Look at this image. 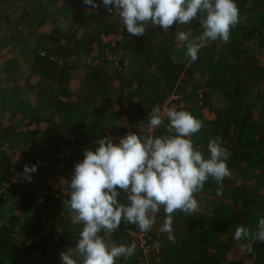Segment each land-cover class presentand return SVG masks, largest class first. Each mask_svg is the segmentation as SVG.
Here are the masks:
<instances>
[{"label":"trees","instance_id":"16d2710c","mask_svg":"<svg viewBox=\"0 0 264 264\" xmlns=\"http://www.w3.org/2000/svg\"><path fill=\"white\" fill-rule=\"evenodd\" d=\"M94 2L95 9L83 0H0V53L15 49L33 78L18 85L20 60H0L3 85L9 89L0 98V128L3 112L10 114L0 132V141L8 144L6 151L0 144V264H61L60 254L75 247L83 227L72 223L67 201L74 167L84 151H95L96 142L106 136L119 140L129 125L132 133H146L150 110L173 90L180 96L178 110L203 122L191 139L206 158L208 142L222 138V147L231 153V177L223 181L220 197L214 180L205 183L196 195L195 215L175 214V243L159 232L161 209L146 233L149 243L159 247L160 264H264V243H255L249 253L241 250L247 240L232 238L239 226L256 231L264 218V93L259 112L251 113L248 105L252 89L264 82V0H235L241 23L231 30L229 41H211L195 62L183 63L171 58L184 57L186 51L176 45L177 34L188 27L199 34L198 19L174 24L168 32L149 27L144 36L135 37L102 0ZM10 6L17 12L13 20ZM62 19L65 27L59 26ZM49 23L52 28L46 33L42 29ZM109 36L115 41L105 42ZM252 43L258 52L249 51ZM131 64L133 76L127 77ZM151 70L154 76L146 78ZM196 73L202 74L203 84L193 80ZM134 84L140 88L133 91ZM143 86L145 92L138 97ZM199 90L204 91L200 97ZM24 91L34 94L32 103ZM204 109L214 114L212 120L205 118ZM163 131L161 127L155 134ZM13 150L23 157L17 166L21 170L37 166L32 183H13ZM56 181H61L57 190L52 188ZM119 199L127 203L123 191ZM140 232L122 222L110 243L131 245ZM134 258L132 254L116 264H137Z\"/></svg>","mask_w":264,"mask_h":264},{"label":"clouds","instance_id":"9594fccd","mask_svg":"<svg viewBox=\"0 0 264 264\" xmlns=\"http://www.w3.org/2000/svg\"><path fill=\"white\" fill-rule=\"evenodd\" d=\"M83 2L93 9L97 7L94 0ZM102 6L109 13L114 11L126 31L135 37L144 36L149 27L159 26L168 32L174 24L190 25L198 19L202 29L199 34H194L191 27L178 32L177 40L186 51L184 57L173 55L174 63L185 59L195 62L199 51L211 41L227 43L231 30L241 23L235 0H102ZM154 74L151 70L146 78ZM138 88L134 84L132 90ZM203 126L186 110L172 106L162 111L155 106L149 112L147 133H129L119 143L106 136L96 142L95 151L86 149L84 159L74 167L67 201L72 223L83 227L75 247L60 254L61 264H116L132 254L137 263L135 243L116 245L110 243L112 236L122 222L136 225L142 233L151 231L161 209L164 220L159 232L175 243V214L195 215L199 209L196 195L203 191L205 183L210 178L214 180L220 197L223 181L231 177L227 165L231 153L222 147L220 136L208 142L207 158L194 146L191 137ZM161 127L163 133L156 135L155 130ZM36 171V165H25L21 175L30 182L29 173ZM121 191L127 203L119 199ZM232 238L247 240L241 250L252 252L255 243H264V218L258 220L256 231L239 226Z\"/></svg>","mask_w":264,"mask_h":264},{"label":"rangeland","instance_id":"374dc122","mask_svg":"<svg viewBox=\"0 0 264 264\" xmlns=\"http://www.w3.org/2000/svg\"><path fill=\"white\" fill-rule=\"evenodd\" d=\"M12 6H10L9 8H10V19H14V18H16V15H17V12L15 11V7H13V8H11ZM62 26V27H65L66 25H67V22L64 20V19H62L61 21H59V26ZM52 28V24H50L49 23V25H47V26H45L42 30L44 31V32H46V33H48L49 31H50V29ZM113 39V40H112ZM112 39H110V38H105V42H111V41H115V39L114 38H112ZM119 39V38H118ZM117 39V40H118ZM109 44H111V43H109ZM176 45L179 47V48H182L183 46H182V42H180V41H176ZM248 48L250 49L249 51H252V52H258V49H257V46L255 45V43L253 44H249L248 45ZM12 51V53H9V51H8V49L5 51V53H4V51H2L1 53H0V60L1 61H3L4 62V60H10V59H12V57H17V59H19L20 61H19V63H18V65H19V69H18V71H19V77L17 78V84L18 85H23V84H25V82H27V80L29 81V79H31V80H33V78L32 77H30V74H29V66H28V64H27V61H24V59L22 58V56H20L19 54L17 55V54H15V49H13V50H11ZM10 51V52H11ZM117 58H118V56H117ZM116 59V58H115ZM119 59V58H118ZM117 60V59H116ZM86 62V61H85ZM129 62H130V60H129ZM137 62V61H136ZM1 64V63H0ZM133 68H135V64L133 65V64H131L130 65V71L128 72V74H126L127 75V77L129 76V77H131V76H133ZM132 73V75H130ZM202 75V74H201ZM201 75L199 74V73H196L195 75H194V78H193V80H195L197 83H199V84H203V82H204V79L201 77ZM4 74H1L0 73V78L2 79V80H4V81H2L1 83H0V98H4V97H6V96H8V94H9V89H6L7 87H5V85H3L4 83L3 82H6L5 81V78H4ZM37 79H34V81L33 82H35ZM135 83V82H134ZM119 85V84H118ZM117 84L115 85V86H118ZM255 89H252V92L249 94V97H250V100H249V104L248 105H250V108H249V111L251 112V113H257V112H259L260 111V109L262 108V106H261V102H260V98L262 97L261 96V94L262 93H264V82H259L258 84H256V86L254 87ZM139 89V88H138ZM135 89H133V91H134ZM204 91H198V92H196L198 95V97H200L201 95H202V93H203ZM24 94H25V97H26V99H27V101H29L30 103H32L33 101H34V94L33 93H31V92H28V93H26V91H24ZM260 96V97H259ZM135 102V101H134ZM1 112V111H0ZM2 113V112H1ZM202 113L204 114V116H205V118L207 119V120H212L211 119V117L214 115L213 113H211V112H209V111H207V110H203L202 111ZM10 116V114L8 113V112H3V114H2V118H1V122H2V126H1V128H0V132H1V129L2 128H4V127H6V125L9 123L8 122V120H9V117ZM45 127V125L44 124H41L40 125V128L41 129H43ZM2 140L0 141V144H1V147H2ZM11 154L13 155V158H12V162H13V164H14V166H18V164L23 160V157L21 156V154H20V152L19 151H16V150H13L12 152H11ZM59 186V184L55 187V188H57Z\"/></svg>","mask_w":264,"mask_h":264},{"label":"built area","instance_id":"2783aa9c","mask_svg":"<svg viewBox=\"0 0 264 264\" xmlns=\"http://www.w3.org/2000/svg\"><path fill=\"white\" fill-rule=\"evenodd\" d=\"M108 38L112 39V36H109ZM105 41V38H104ZM177 100L176 96H171L170 98L164 100L160 107L163 110H166L168 107L175 106L177 109L178 107L175 105ZM214 118V115L211 117V119ZM167 120H165L166 122ZM144 130L147 133V124L144 125ZM131 133V132H129ZM2 150L8 149V144L2 143ZM24 169H20L19 167L15 166L12 168V174H13V183L17 185H23L25 182L32 183V179L29 182L27 179H25L21 173H23ZM36 173H29L30 176H35ZM135 243L137 246L136 252H137V263L138 264H160V250L158 246L152 245L149 243V239L146 235V233L140 232L139 234L134 236Z\"/></svg>","mask_w":264,"mask_h":264},{"label":"crops","instance_id":"0c3cea01","mask_svg":"<svg viewBox=\"0 0 264 264\" xmlns=\"http://www.w3.org/2000/svg\"><path fill=\"white\" fill-rule=\"evenodd\" d=\"M140 90H141V91L138 92V94H141V95H138V97H142L143 92H145V91H144V86H143L142 89H140ZM167 96H169V94H168ZM167 96H166V97H167ZM171 96H176L177 98H180V96L177 95V93H175L174 90L171 92V95L169 96V98H170ZM134 99H137V97H134ZM140 100H142V98H140ZM134 124H136V123H134ZM31 129L34 130V129H36V127H35V126H32ZM125 131H126V133H125V135H124L123 137H125L127 134H129V132H131V133L134 132L133 129H131L130 125H129V126H126ZM110 137H111V136H110ZM112 138H113V137H112ZM113 142H114V143H118L119 140H118L117 138H113ZM92 147H93V146H92ZM51 183H52V182H51ZM51 183H50V184H51ZM58 184L60 185V184H61V181H56V183H52L53 186H52V185H50V186H52L53 189L57 190L58 187H57V188H55V187H56ZM65 193H66V191H65L64 189H62V190H61L62 197H64V194H65ZM135 262H136V261H135Z\"/></svg>","mask_w":264,"mask_h":264}]
</instances>
